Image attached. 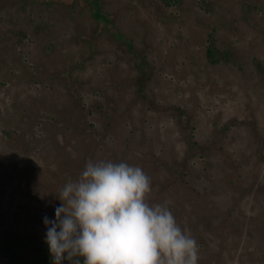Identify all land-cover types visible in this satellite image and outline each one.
<instances>
[{
  "label": "rangeland",
  "instance_id": "374dc122",
  "mask_svg": "<svg viewBox=\"0 0 264 264\" xmlns=\"http://www.w3.org/2000/svg\"><path fill=\"white\" fill-rule=\"evenodd\" d=\"M97 1L107 27L0 0V264H53L44 217L90 159L143 165L198 264H264V0Z\"/></svg>",
  "mask_w": 264,
  "mask_h": 264
},
{
  "label": "clouds",
  "instance_id": "9594fccd",
  "mask_svg": "<svg viewBox=\"0 0 264 264\" xmlns=\"http://www.w3.org/2000/svg\"><path fill=\"white\" fill-rule=\"evenodd\" d=\"M152 191L140 166L88 160L57 195L55 219L44 217L53 264H198L197 240Z\"/></svg>",
  "mask_w": 264,
  "mask_h": 264
},
{
  "label": "flooded vegetation",
  "instance_id": "af4514ba",
  "mask_svg": "<svg viewBox=\"0 0 264 264\" xmlns=\"http://www.w3.org/2000/svg\"><path fill=\"white\" fill-rule=\"evenodd\" d=\"M53 1H56V0H46V2H48V3H49V2H53ZM87 1H88V4H89V7H90V11L93 13L94 18L99 19L101 22H104V24L106 25V27L109 26V25L111 24V23H109V22H110V19H108V17H107L106 15H104V14L101 12V8H100L99 5H98V1H97V0H87ZM108 31H112V33H115V34H113V35H114V37H115L116 40H122L123 35L116 33L112 28L108 29ZM128 46H129L130 48H133L131 43H128ZM131 51H134V52H135L134 49H131ZM143 60H144V59H137V64H138V65H136V73H140V72L143 70V67L141 66V65H142L141 62H142ZM136 86L138 87V86H139V83H138V85L136 84ZM142 88H143V87H138V90H139L140 94H141V92H142ZM137 98H138V97H137ZM134 104L136 105V107H139V106H140V105H139V102L134 101ZM121 105H122V103H117L116 108H118V110H119V115L121 114V116H122L124 113H123V111H121V108H120ZM97 107H98V110L101 109V107H100V103L97 104ZM90 109L93 110V107L91 106ZM82 112H84V111L82 110ZM39 118H40V119H43V117H41V116H38V119H39ZM51 118H53V117H51ZM79 119H80V120L83 119V121H85V115L82 116V119H81V118H79ZM50 120H52V121L55 122L57 128H59L60 126L62 127L63 124H66V125L68 126V131L71 133V120H69V121L66 122V123H64L63 121H60L59 119H57V120L50 119ZM144 135H145V134H144ZM57 140H58V143L61 144L60 146H63V144H64L63 137H62V136H58V137H57ZM73 141H74V140L70 138L68 145H65V148H64V149H71V148H69V147H71L70 144H71V142H73ZM42 152H44V154L46 153V151H42ZM136 155H137V157L144 156V154H143V153H140V152H138ZM72 157H73V158H76V154L73 153V154H72ZM118 162H123V160H118L117 163H118ZM126 163H128V164H130V165H136L134 162H130V161H127ZM137 164H138V160H137ZM146 164H148V166L150 165L149 162H146ZM141 165H142V164H141ZM141 168L145 171L143 165H142ZM153 171H155V169H154ZM153 171H152V172H153ZM5 235H6V236H11L12 233L9 232V231H5ZM3 252H4V251H3Z\"/></svg>",
  "mask_w": 264,
  "mask_h": 264
}]
</instances>
